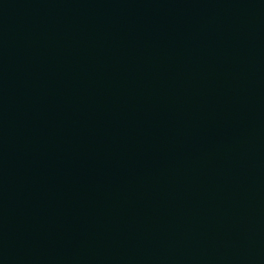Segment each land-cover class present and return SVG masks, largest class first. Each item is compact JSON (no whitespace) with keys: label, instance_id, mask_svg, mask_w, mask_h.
Wrapping results in <instances>:
<instances>
[{"label":"water","instance_id":"95a60500","mask_svg":"<svg viewBox=\"0 0 264 264\" xmlns=\"http://www.w3.org/2000/svg\"><path fill=\"white\" fill-rule=\"evenodd\" d=\"M0 264H264V0H0Z\"/></svg>","mask_w":264,"mask_h":264}]
</instances>
